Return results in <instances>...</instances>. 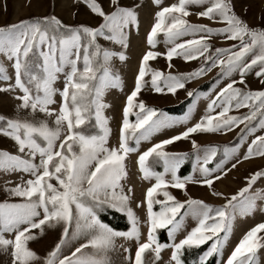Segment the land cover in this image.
I'll return each mask as SVG.
<instances>
[{"label": "snow or ice", "instance_id": "obj_1", "mask_svg": "<svg viewBox=\"0 0 264 264\" xmlns=\"http://www.w3.org/2000/svg\"><path fill=\"white\" fill-rule=\"evenodd\" d=\"M81 2L100 18L98 24H67L47 14L0 26V56L14 70L10 77L0 60V80L12 81L0 85V91L19 89L22 93L15 97L19 103L14 115L0 114V136L10 138L16 147L15 153L0 150V170L29 174L22 184L6 188L9 195L19 198L17 201L0 202V253L7 254L8 264H113L109 253L117 250L116 241L121 239L135 240L136 244L134 253L121 245L123 264H163L161 253L166 248L171 249L167 264H184L182 251L206 242L210 243L193 264H206L214 255L220 257L233 214L255 206L257 196L250 189L258 177H264V169L245 177L246 184L221 205L194 198L187 194L186 184L192 181L212 189L213 181L229 171L225 165L235 157L240 145L224 146L223 159L208 167L219 146L200 145L190 134L228 132L243 124L237 133L240 143L249 134L253 138L231 167L235 168L242 159L264 156V88L250 89L245 79L254 71L264 82V18L258 26L249 25L235 13L232 0H175L166 6H161L162 0H151L156 10L145 35L147 50L138 62L134 86L122 107L118 140L109 145L111 128L104 114L109 105L103 96L110 87H122L113 62L128 59L131 30L138 31L142 0L132 6L110 0L108 11L99 0H77ZM205 4L207 7L196 15L218 20L223 26L210 27L186 19L190 5ZM159 33L164 37L163 53L154 50ZM212 35L235 42L213 48L209 42ZM184 36L193 38L181 39ZM101 39L108 46L101 44ZM161 55L168 61L180 56L185 61L199 58L201 63L189 72H163L150 67L148 61ZM168 67H172L171 63ZM212 68H218L215 83L225 79L227 83L208 100L205 113L183 131L159 140L137 156L141 178L155 181L147 187L143 201L136 202L137 208H146L147 231L141 241L139 217L130 206L133 188L122 183L128 175L126 158L154 132L174 123H187L191 111L174 120L139 99V93L150 87L155 93L175 94L177 89L185 88L187 81ZM59 73L64 74L62 88L54 87ZM187 95L192 97L193 90H187ZM240 108L247 112L233 114L232 110ZM22 110L26 115H20ZM37 113H42L43 118ZM130 114L135 115L134 121H130ZM257 129L261 134L255 135ZM182 138L191 142L193 170L199 171V179L191 174L178 175L187 153L165 150L166 145ZM149 158L162 163L163 171L151 167ZM169 186L182 190L186 198L177 199L166 190ZM158 194L163 199L157 198ZM211 194L224 195L215 190ZM259 199H264V193ZM157 205L158 209L154 207ZM107 208L127 216L126 231L116 230L101 219L100 213ZM187 217L195 221L190 229L185 228ZM46 228H59L58 239L46 254L40 255L29 247V241L43 236ZM158 229L167 230L168 243L158 241ZM182 230L185 234L177 241L175 236ZM262 230L264 222L250 228L218 264H255L254 253L261 241L257 233ZM73 242H77L76 246L65 255L64 249ZM149 251L152 256L145 259Z\"/></svg>", "mask_w": 264, "mask_h": 264}, {"label": "rangeland", "instance_id": "obj_2", "mask_svg": "<svg viewBox=\"0 0 264 264\" xmlns=\"http://www.w3.org/2000/svg\"><path fill=\"white\" fill-rule=\"evenodd\" d=\"M106 11L109 9L110 0H99ZM175 2V0H162L161 6H166ZM140 3V0H120L122 6H132L134 4ZM233 10L237 15L244 19L249 25H260L261 19L264 18V0H232ZM205 5H190L189 15L186 19L190 23L196 24H206L210 27H221L222 22L218 20H210L206 17L197 16L196 13L201 11ZM156 10L155 6L151 3V0H142V6L139 7V28H133L130 35V43L127 49L128 59L125 62H120L119 60H114V70L120 75L122 81L121 88L110 87L108 88L103 96V100L109 105L108 108L104 109V114L109 117V127L111 128L109 145H112L118 140V129L122 119V107L126 100V95L130 93L132 87L134 86V77L138 69V62L143 55L144 51L147 50L145 43L146 32L150 29L151 24L154 22L153 14ZM47 14H54L62 22L67 24H77L84 23L90 26H95L99 23L100 18L95 14H92L85 4L77 3V0H0V26L6 24L15 23L20 19L42 16ZM192 36H184L181 39H191ZM158 43L155 47V51L163 53L166 51L164 44V37L162 33L157 35ZM209 42L213 48L215 47H226L227 45L234 43L235 41L224 40L219 35H212L209 37ZM100 43L108 46V42L103 39ZM170 46V45H169ZM0 60H3L7 72L10 77L13 76V68L11 63L4 60L3 56H0ZM150 67L160 69L163 72H189L197 68L201 61L199 58L194 60L185 61L180 56H174L171 61L165 56H157L154 60L150 59L148 61ZM171 63L172 67L169 68L168 64ZM218 68H212L211 71L205 72L203 76H198L192 80H189L185 84V88L177 89L175 94L168 92L155 93L151 91L150 87L141 89L139 93V99H143L145 103L149 106L156 107L161 110L162 113L167 114L168 117L174 120H180L186 112L191 111V119L187 123H174L170 127H163L159 131L154 132L151 137L147 140H141L139 147L135 153H130L126 158V170L127 178L123 180L122 183L125 185H131L133 188V194L131 196L130 206L133 208L136 215L139 217L140 230H141V241L145 239V234L147 231L146 220V208L141 206L136 207L137 201H143L147 187L155 181H147L141 178L138 170L137 156L139 152L146 150L152 144L157 143L161 139L169 138L172 135L178 134L183 131L185 127L190 126L195 123L199 118L205 113L208 100L219 91L220 87H223L227 83V79L220 81L216 84ZM236 78V77H234ZM150 79V77H148ZM247 86L253 90H259L264 88V82L260 78H257L254 71L249 72L245 76ZM12 82L0 80V85ZM64 82V74L59 73L58 79L54 82V87L62 88ZM243 87L242 85H240ZM193 90L194 95L189 97L187 95V90ZM20 93L19 89L15 91H0V114L11 117L15 113V106L19 101L15 98ZM206 94V95H205ZM57 101H59V95L56 96ZM183 109L180 113H169L165 111L164 107L168 106H181ZM52 107H57V105H52ZM135 109L133 110L134 113ZM219 111V109H216ZM233 114H242L247 112L246 108H240L239 110H232ZM21 116L26 115V112L22 110L20 112ZM37 116L43 118L42 113H37ZM130 121L135 120V115L130 114ZM255 123V122H253ZM244 125H238L236 128L231 129L228 132H216V133H194L190 134L191 139H195L200 145H217V156L213 158L207 165L208 167H214L215 162L223 159V147H232L235 144H239V148L236 151L235 157L229 161L225 167L229 168L226 175L219 180L213 181L212 189L206 185H201L189 181L186 184L187 194L194 198L203 199L207 203L213 205H221L224 203L226 197L235 193L240 187L246 184L245 177H248L251 173L264 169V156H254L248 159H242L235 168L231 167V164L236 163L237 159L247 151V144L251 142L253 138L252 134L247 136L244 143H240L237 133L243 128ZM261 134V130L257 129L255 135ZM232 142L234 144H232ZM131 146L136 147L134 141L129 142ZM0 150H7L9 152L15 153L16 147L14 141L10 138L0 136ZM165 150L169 152H182L187 153V157L184 163H187L189 170L180 175L178 169V175L181 177L185 175H193L196 179L201 178V174L198 170H193V160L194 153L192 145L189 139H180L174 141L170 145L165 146ZM202 155V153H201ZM183 163V164H184ZM149 164L157 165L159 168L156 171H163L162 163H155L152 158H149ZM182 164V165H183ZM153 167V166H152ZM29 178V174L23 173L21 171H10L5 172L0 170V202L5 200L10 202H15L19 198L9 195L6 188L14 187L17 183H23L24 180ZM166 190L170 191L177 199H185L184 192L179 189L168 187ZM222 192L224 195L217 197L212 195V191ZM250 192H254L257 196L255 200V206L247 210H237L231 219L230 228L228 232L227 240L225 241L224 247L222 249V254L217 257L218 260L226 259L227 255L230 254L231 250L238 243L239 239L253 226L257 223L264 222V199H259L261 193H264V177H258L256 181L253 182ZM159 199H163L162 194H158ZM158 209V205L154 206ZM195 225V221L191 217H187L185 220V228L190 229ZM166 230V229H165ZM35 231V230H33ZM123 231V230H120ZM126 231V230H125ZM158 231V230H157ZM167 232V230H166ZM59 228L47 229L43 236L37 237L33 241H29V247L32 248L40 255L46 254L48 250L54 245L55 241L58 239ZM185 232L182 230L178 232L175 239L178 241L182 238ZM6 236L9 234L5 233ZM157 235V232H156ZM261 237L260 246L255 250L254 259L255 264H264V230L257 233ZM168 236V233H167ZM158 239V235H157ZM159 241V240H158ZM83 242V241H79ZM160 242V241H159ZM169 242V241H168ZM166 242V243H168ZM77 242H73L70 246L64 249V254L67 255L73 247L76 246ZM165 243V242H161ZM206 242L205 244H209ZM204 244V246H205ZM121 245L128 247L130 251L134 253L136 244L135 240H121L116 241L117 250L109 253V256L113 264H123V254ZM202 246V245H200ZM208 246V245H207ZM206 250V249H205ZM171 249L166 248L162 250L163 264H167L168 258L170 256ZM152 253L149 251L145 254V259H150ZM199 260V257H198ZM0 264H8V256L5 253H0ZM157 264H162V262H157Z\"/></svg>", "mask_w": 264, "mask_h": 264}, {"label": "trees", "instance_id": "obj_3", "mask_svg": "<svg viewBox=\"0 0 264 264\" xmlns=\"http://www.w3.org/2000/svg\"><path fill=\"white\" fill-rule=\"evenodd\" d=\"M184 105L182 104L181 106H168L162 109H164L169 113H180L182 112L181 110L183 109L182 107H184ZM232 144L234 143L232 142ZM152 166L154 169L159 168L155 164H153ZM179 170H180L179 171L180 175L185 174L189 170L187 163L181 165ZM100 217L105 223H108L111 227H113L116 230L125 231L129 227L127 216L124 213L119 212L115 209H111V208L105 209V211L100 213ZM157 235H158V240L160 242H165V243L168 242V236L165 229H158ZM207 245L208 244H205V246L202 245L199 247H192L191 249L185 248L182 251V255H181V259L184 261V264H193L194 261H198V257L205 251ZM216 262H217V257L214 255L212 257H209L206 264H216Z\"/></svg>", "mask_w": 264, "mask_h": 264}]
</instances>
